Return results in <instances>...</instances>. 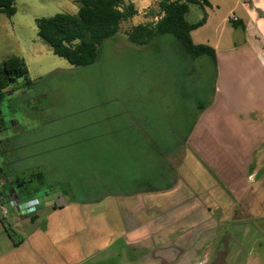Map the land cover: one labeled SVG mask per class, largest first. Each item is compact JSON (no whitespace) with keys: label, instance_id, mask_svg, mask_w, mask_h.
<instances>
[{"label":"crops","instance_id":"obj_1","mask_svg":"<svg viewBox=\"0 0 264 264\" xmlns=\"http://www.w3.org/2000/svg\"><path fill=\"white\" fill-rule=\"evenodd\" d=\"M55 1L62 13H78L76 0ZM208 1L206 23L191 36L195 44L215 50L216 62L205 56L186 57L210 60L216 76L214 94L208 105L201 108L197 103L196 120L187 125L180 141L169 107L168 112L131 109L120 98H113L95 100L85 111L65 115L56 101L44 105L52 91L42 81L59 76L61 67L68 71L74 67L48 63L55 55L39 39L33 44L19 40L20 53L14 55L25 60L31 84L23 80L13 84L0 104V157L12 168L0 188L14 190L15 181L31 173H41L46 181L59 168L66 182L57 173L60 178L46 183V189L59 194L71 182L77 190L96 195V200L79 202L57 195L50 202L41 199L38 213L29 220L13 215L21 221L14 225L22 226L26 237L14 242L9 253L0 252L6 264H75L80 253L93 257L96 254L92 253L104 250L106 246L99 249L98 244L102 239L114 240L109 237L112 227L123 236L142 235L139 239L147 240L157 236L160 232L154 224L149 235L137 229L140 225L131 226L134 218L141 224L137 210L155 209L154 215L151 211L146 217L156 223L162 217L156 214L158 208L164 214V208L175 206L200 207L202 203L205 207L201 198L208 191L213 197L223 191L227 197L230 193L238 198L245 185L250 186L249 179L255 175L251 161L264 150V0H237L243 14H233L238 20L229 23L241 27H235L236 40L228 45L204 42L196 36L213 17L215 5ZM153 91L173 97L166 89ZM101 95V89L93 94ZM116 103L118 107H114ZM179 128L185 127L181 124ZM27 160L37 162L26 170L20 163ZM57 160L70 162L59 165L53 162ZM68 174L78 175L77 182L68 180ZM28 222L39 223L38 229L27 234ZM171 230L161 232L163 237H171ZM80 240L96 242L89 247Z\"/></svg>","mask_w":264,"mask_h":264},{"label":"rangeland","instance_id":"obj_2","mask_svg":"<svg viewBox=\"0 0 264 264\" xmlns=\"http://www.w3.org/2000/svg\"><path fill=\"white\" fill-rule=\"evenodd\" d=\"M125 1L130 2V0ZM131 1L139 13L134 18L123 22L119 34L102 45L99 59L95 64L88 67H74L70 71L61 67L62 72L59 76L42 81V84L52 91V95L43 104L56 101L65 115L85 111L95 100L102 102L104 99H111L112 101L113 98H120L121 103H125L124 105L131 109L143 107V110L147 111L150 107L154 111L168 112L166 107H169L168 110L173 115L171 118L176 125V138L180 141L185 135L187 125L192 126L196 120L197 103L201 104L202 108L212 101L215 70L208 58L190 60L186 57L180 45L170 35L156 37L146 46L131 44L127 39V33L133 27L139 24H152L158 20L159 0ZM213 2L215 5L213 17L196 36L204 42L221 41L228 45L236 40V29L229 23V16L235 14L240 17L243 14L242 8L237 6V0H213ZM17 10V14L12 18L5 15L0 16V64L4 59L20 53V39L27 40L30 44L39 39L35 24L36 18L52 17L63 12L55 0H18ZM202 16L203 9L200 6L190 5L185 18L188 23L192 24L199 21ZM225 19L228 22H225ZM46 61L50 64L56 61L68 65L66 60L55 56L49 57ZM87 74H89V79H87ZM156 88L166 89L167 92L173 94V97H164L161 93L156 94L157 92L153 91ZM99 89L103 91V95L94 97L93 94ZM124 92L125 97H122ZM114 107H118V104H114ZM181 124L185 128H179ZM36 162L27 160L20 165L29 170ZM53 162L67 165L70 161ZM251 163L255 175L249 179L250 186L245 185V190L239 192L238 198L230 193L227 197V193L219 190L213 197L214 193L208 191L205 193L207 197L201 198L205 207H201L202 203L200 207H198L200 204L197 207L194 205L175 206L164 208V214L158 208L156 214L162 217H159L156 223L146 217L147 212L152 211L153 214L155 209L149 207L142 211L137 210L141 224H136L138 220L134 218L131 226L137 228L140 225L137 229H143L149 235L152 226L155 225V231L160 232L157 236L152 239L148 237V240L143 237L139 239L142 235L139 237L123 236L120 233L121 230L118 228L113 230L112 227L109 237L114 240L110 242L108 241L110 239L107 241L102 239L98 248L106 246L104 250L100 249L92 253L96 254L93 257H87L85 252L80 253L75 264H139L132 258L135 259V256L142 252L135 248L143 243L144 247L146 244H151L159 249L170 247L178 254L189 253L191 261L200 262L195 264H264L263 149L256 153ZM0 167L7 175L12 170L11 165H7V161L1 157ZM57 173H60L62 181L66 182V179H63L65 173L59 168L54 169L46 177L45 185L40 186V191L33 197L49 202L57 195L79 202L96 200V195L77 190L78 187L71 182L63 186L64 192L59 191V194L46 189V183H52L60 178ZM77 177L78 175L73 177L68 174L67 178L77 182ZM191 193L187 192L189 195ZM187 194L184 195L187 196ZM27 197L29 196H23L24 199ZM13 215L10 211L5 220L0 219V252L3 254L13 249L14 242L19 243L23 237H26L24 228L14 225L21 222L16 221L20 217L15 218L12 217ZM0 217H2L1 213ZM30 218L32 217L22 219L29 220ZM128 221L130 222V219ZM26 225L30 227L27 234L39 227V223L33 226L28 222ZM167 228L169 230L173 228V232L171 230L172 233H169L171 237L168 238L163 237L161 233L166 232ZM83 241L84 244H89V247L90 244L93 245L92 243L96 242L80 240L79 243ZM146 248L152 249L149 246ZM128 255L132 258L130 256L128 258ZM6 261V258L0 259V264H6ZM151 263L153 262L148 260L145 264Z\"/></svg>","mask_w":264,"mask_h":264},{"label":"trees","instance_id":"obj_3","mask_svg":"<svg viewBox=\"0 0 264 264\" xmlns=\"http://www.w3.org/2000/svg\"><path fill=\"white\" fill-rule=\"evenodd\" d=\"M17 0H0V16L13 17L17 12ZM79 10L75 15L57 13L52 17L35 20L38 38L48 46L53 54L66 60L73 67H88L99 59L102 45L115 38L123 22L134 18L138 11L134 3L125 0H76ZM190 5H198L203 11L209 7L208 0H161L158 4V20L152 24H139L127 33L128 41L136 46H146L154 38L172 36L183 52L192 59L209 57L216 62L215 50L202 44H195L191 33L204 26L207 20L205 11L196 23H188L186 15ZM239 28L241 24H233ZM20 80L31 84L29 70L25 60L18 56L5 59L0 64V104L5 91ZM3 122L0 119V123ZM0 168V180L4 177ZM15 191L21 197L32 198L45 185L41 173H31L15 181ZM6 191H11L6 190Z\"/></svg>","mask_w":264,"mask_h":264},{"label":"built area","instance_id":"obj_4","mask_svg":"<svg viewBox=\"0 0 264 264\" xmlns=\"http://www.w3.org/2000/svg\"><path fill=\"white\" fill-rule=\"evenodd\" d=\"M229 20L237 22V18L232 15ZM42 205L40 198L32 197L24 199L15 191H6L0 188V219L5 220V217L12 211V214L20 218H29L36 215Z\"/></svg>","mask_w":264,"mask_h":264},{"label":"flooded vegetation","instance_id":"obj_5","mask_svg":"<svg viewBox=\"0 0 264 264\" xmlns=\"http://www.w3.org/2000/svg\"><path fill=\"white\" fill-rule=\"evenodd\" d=\"M141 246L136 247L135 249H140L142 252H139L137 256H135L136 260L132 258L131 255H128V258H132L133 261L139 264H145L148 260H150L151 264H195L200 263L196 261H191L189 253L181 252L177 253L170 247H165L159 249L158 247L152 249L146 248L147 246L144 243L140 244ZM133 249V248H132ZM151 251V252H150ZM188 257V258H187Z\"/></svg>","mask_w":264,"mask_h":264}]
</instances>
